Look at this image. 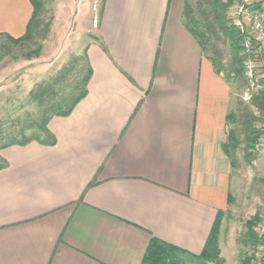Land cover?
Segmentation results:
<instances>
[{"label":"crops","instance_id":"crops-1","mask_svg":"<svg viewBox=\"0 0 264 264\" xmlns=\"http://www.w3.org/2000/svg\"><path fill=\"white\" fill-rule=\"evenodd\" d=\"M183 8L103 1L87 94L49 119L55 144L0 150V264H141L152 238L201 254L231 194V90ZM31 15L0 0V36Z\"/></svg>","mask_w":264,"mask_h":264},{"label":"rangeland","instance_id":"rangeland-1","mask_svg":"<svg viewBox=\"0 0 264 264\" xmlns=\"http://www.w3.org/2000/svg\"><path fill=\"white\" fill-rule=\"evenodd\" d=\"M38 1L42 5L38 24L29 41L12 45L0 37V143L21 128L31 127L32 130L24 131L25 136L35 133L34 126L43 117V111L28 99L29 92L39 83H53L64 69L68 71L55 85V97L44 98V102L63 99V104H68L77 94V82L85 74V47L96 40L103 0ZM242 42L238 51L242 58L240 76L229 73L239 63L233 62L235 51L224 36L219 33L211 36L205 52L208 57L217 58L221 75L230 86V113L234 120L228 125V133L234 131L238 140V147L228 157L232 166L231 194L227 209L219 212L215 247L218 263L242 264L248 258V264H264L263 242L255 245L246 236L247 222L256 217L259 220L253 233L258 240L264 236V120L260 118L253 123L260 137L248 153L244 151L242 131L249 112L257 115L251 101L264 86L259 83L251 87L245 80ZM29 51L37 53L28 60L25 54ZM263 63L258 58L255 66L259 69ZM260 74H264V69Z\"/></svg>","mask_w":264,"mask_h":264},{"label":"trees","instance_id":"trees-1","mask_svg":"<svg viewBox=\"0 0 264 264\" xmlns=\"http://www.w3.org/2000/svg\"><path fill=\"white\" fill-rule=\"evenodd\" d=\"M104 1V0H103ZM233 0H184L183 8V26L186 31L196 40L200 46L202 52L205 54L207 45L209 44V38L217 33L224 36L229 46L235 51L233 54V62L239 63V67L233 66L231 72L235 76H240L242 73V58L239 57L238 51L240 50V43L242 42V35L239 30L233 26L227 19V11L232 5ZM32 5V15L26 26L24 35L17 39H12L8 36L5 37L12 45H19L27 42L31 39L32 34L35 32L38 24V16L41 10V3L38 0H30ZM103 3V2H102ZM103 5V4H102ZM102 12V9H101ZM37 52L29 51L25 54L26 59H31ZM207 56V55H206ZM85 59V74L76 84L75 90L77 94L69 99L68 104H63L64 100L44 102V98L55 97L54 87L63 79L67 69L54 79L53 83H39L36 87L29 92V100L38 106L43 111V117L34 126L35 133L31 136H25L24 131L32 130L29 128H21L16 134L5 136L1 140L0 150L12 147V146H24L30 142H38L47 146H53L55 144V138L47 130L46 126L49 119L53 116L66 117L68 116L76 104L82 100L87 94V83L91 76V70L87 63L86 50H84ZM211 59L212 66L217 73H221L218 66V60L215 56ZM261 86H264V80L260 82ZM252 108L255 109L257 115L249 112L248 119L242 123V131L245 134V152H250L260 137V133L253 128V123L256 120L262 118L264 120V88L259 91L258 95L251 101ZM234 120L232 113L227 115V121L231 123ZM238 147V140L234 131L228 133V143L225 147L228 157L231 156V151ZM6 164L0 160V170L5 168ZM232 167V166H231ZM95 184V181L90 183L88 187ZM219 212L217 213L216 219L212 226L210 235L207 239L205 247L200 255H192L188 252L180 250L174 246L166 244L158 239L152 238L147 246L145 255L141 264H221L217 260V248L215 247L216 241V224L218 222ZM259 220L256 217L247 222L246 236L253 244L263 242V237L258 240L257 236L253 233V226ZM248 258L243 259L242 264H248Z\"/></svg>","mask_w":264,"mask_h":264},{"label":"built area","instance_id":"built-area-1","mask_svg":"<svg viewBox=\"0 0 264 264\" xmlns=\"http://www.w3.org/2000/svg\"><path fill=\"white\" fill-rule=\"evenodd\" d=\"M226 16L242 35L244 78L251 87H257L264 80V74H260L264 63L259 69L255 66L256 59L264 61V0H233ZM262 237L264 244V236Z\"/></svg>","mask_w":264,"mask_h":264}]
</instances>
